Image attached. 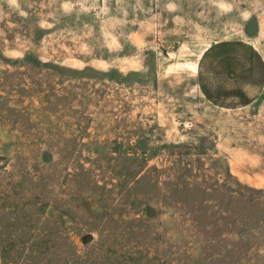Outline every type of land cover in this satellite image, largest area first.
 Here are the masks:
<instances>
[{
	"label": "rangeland",
	"instance_id": "obj_1",
	"mask_svg": "<svg viewBox=\"0 0 264 264\" xmlns=\"http://www.w3.org/2000/svg\"><path fill=\"white\" fill-rule=\"evenodd\" d=\"M0 264H264V0H0Z\"/></svg>",
	"mask_w": 264,
	"mask_h": 264
}]
</instances>
